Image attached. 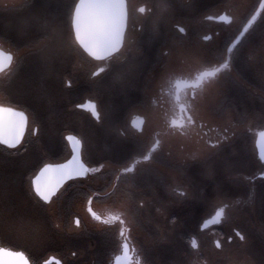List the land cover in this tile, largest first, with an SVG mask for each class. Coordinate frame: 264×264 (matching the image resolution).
Listing matches in <instances>:
<instances>
[{"label":"flooded vegetation","instance_id":"af4514ba","mask_svg":"<svg viewBox=\"0 0 264 264\" xmlns=\"http://www.w3.org/2000/svg\"><path fill=\"white\" fill-rule=\"evenodd\" d=\"M33 2L38 8H46L52 16H61L67 26V11L75 0ZM130 2L136 6H150L155 0ZM176 3L192 4L191 8H178L172 17L187 22L195 15L199 21L197 30L190 32L187 39L195 41L209 58L217 60L226 55V47L238 35L242 24L256 15L249 29L252 35L249 37L246 33L241 40L244 47L238 45V48L241 57L250 58L252 67L246 75L253 87L259 89L264 26V9L259 8L260 0H176ZM225 14L233 16L234 22L229 24L217 19H205L207 16ZM16 15L19 14L9 16L0 13V37L9 33L23 42L28 37L17 31ZM134 15L140 16L139 13ZM165 32L168 33L167 37L164 36ZM203 35H209L211 39L202 41ZM129 36L134 37L136 43L128 45L132 51L127 55H137L139 65L130 79L93 81L89 77L93 65L85 62L81 67L78 59L66 54L59 61L47 64L30 59L18 69L17 75L8 85L19 100V107L30 113L29 127L34 128L38 124L40 132L32 135L26 130L22 146L17 149L0 145V210L3 209V200L7 194L13 199L11 212L19 214L12 227L0 229V247L23 250L33 264L36 261L42 264L49 257H56L62 264H109L117 249L118 225L108 227L93 220L87 212V198L92 192L107 190L118 170L139 157L142 150L140 133L124 122L140 115L142 109L130 108L129 101L138 98L145 104L148 102L151 90L145 84L150 77L160 72L159 62L163 59L161 52L167 51L165 42L169 46L178 43L171 31L170 22L159 27L155 37H150L149 30L142 28L139 23L133 31L130 23ZM0 46L6 49L12 47L2 39ZM66 79L72 81L71 87L66 86ZM89 98H99L101 101L100 121L88 111L75 107ZM221 101L225 106L235 105L238 112L248 115V119L236 126L234 137L230 127L226 133L230 137L229 142L211 161L203 165L189 161V165L182 167L179 172L165 169L156 163L138 166L141 172L138 183L155 201L154 205L145 209V215L137 220L132 233L131 243L140 252L138 259L141 264L143 249L149 250L152 264H186L188 258L185 252L190 235L196 236L213 264H216L213 241L220 239L224 243L228 236L233 238V243L226 245V254L232 257L231 264H264V176L261 175L264 173V160L260 157L257 135L264 124L257 115L264 109V97L258 91L253 93L251 90L221 85L208 103ZM150 115L151 128L162 131L166 119L164 111L157 105L150 110ZM210 119L213 128L218 123H224L218 117ZM121 131L127 134L121 135ZM68 134L82 139L83 158L90 167H99L101 164L104 167L87 177L69 181L53 206L51 221L45 223L40 218L39 208L28 198V178L44 162H63L70 158V146L63 139ZM218 135L219 132L208 133L213 139ZM202 147V142H186L182 146L177 138L170 137L167 138L161 159L181 160ZM160 175H166L169 181L181 186L176 194L168 186H158ZM184 177L190 183L186 184ZM121 179L124 180L123 177ZM120 188L137 196L140 193L139 187L129 188L126 181L120 184ZM185 188L188 195L183 198L179 193ZM249 195L252 196L250 203ZM237 199L241 203L229 210L227 222L210 226L204 231L198 230L202 218L212 211L213 204L221 200L233 203ZM92 207L106 215L113 206L110 201L94 198ZM157 207L160 208L159 212L155 210ZM75 216H79L82 222L79 229L71 224ZM234 228L243 229L247 233L243 248L238 247ZM161 234L166 235L167 239L161 240ZM221 264H229V261H222Z\"/></svg>","mask_w":264,"mask_h":264},{"label":"snow or ice","instance_id":"6c2138e0","mask_svg":"<svg viewBox=\"0 0 264 264\" xmlns=\"http://www.w3.org/2000/svg\"><path fill=\"white\" fill-rule=\"evenodd\" d=\"M191 7V3L177 4L176 0H155L150 6L148 4L136 6L131 4L130 0H75L68 8L65 26L61 16H52L43 6L38 8L33 0H0V13L9 16L18 13L19 15L14 16L17 20V31L28 37L23 42L9 33H4L0 37L12 45L7 49L0 46V145H5L9 149L22 146L26 130L32 135L40 132L38 124L34 128L29 127L30 113L19 107V100L8 87L13 77L17 75L18 69L27 61L31 59L36 63L47 64L71 54L78 59L81 67L85 62L93 65L89 72V77L93 81L127 80L139 66L137 55L133 54L131 57L127 55L132 51L128 45L136 43V39L129 36V24L131 23L135 31L139 23L142 28L146 27L149 30L150 37H155L159 27L171 23V31L178 43L169 46L167 41L165 42L164 47L167 51L161 52L163 59L159 62L160 72L155 77H150L145 84V87L151 90L148 102L145 104L138 98L129 101L130 108L142 109L140 115L124 122L140 133L139 142L142 150L139 157L118 170L107 190L92 192L87 198V212L93 220L108 227L118 225L117 249L111 256L109 264H141L138 259L140 252L131 243L132 233L137 220L145 215V209L149 205H154L155 201L138 183L141 175L138 166L156 163L165 169L179 172L182 167L189 165V161L200 165L207 164L229 142L230 137L226 133L230 127L234 137L236 126L242 120L248 119V115L238 112L235 105L225 106L223 101L216 104L208 103L219 91V86L251 90L253 93L258 91L261 97H264V26L260 51L262 73L259 89L253 87L246 75L252 67L249 63L250 58L245 59L239 55L240 48L244 47L242 38H245L246 33L249 37L252 35L249 29L256 15H252L251 19L242 24L238 35L226 47V55L217 60L205 55L195 41L187 39L190 32L197 30L199 21L195 15L187 22L172 17V13L178 8ZM259 8L264 9V0H260ZM34 12L38 14L34 15ZM134 13H139L140 16L137 17ZM205 19H217L229 24L234 22V17L227 14L218 17L207 16ZM167 35L165 32L164 36ZM210 39L209 35L202 36V41ZM136 51L139 52V48ZM65 84L71 87L72 81L66 79ZM157 105L164 111L166 117L162 131L151 128L150 110ZM75 107L88 111L92 117L100 121L102 106L99 98H89ZM36 115L38 117V114ZM257 115L264 121V109ZM211 117H218L224 120V123H218L217 127L213 128ZM210 132H219V135L213 139L208 136ZM126 134V131H121V135ZM257 135L260 157L264 160V124ZM170 137L177 138L182 146L186 142H202L203 147L197 148L181 160H163L161 154L164 152L167 138ZM63 139L70 146V158L63 162H44L28 178V198L39 208L40 218L45 223L51 221L53 206L60 199L62 189L69 181L87 177L104 167L103 164L99 167H90L84 161L83 141L80 137L68 134ZM261 175L264 176V173ZM125 181L129 188L133 186L140 188L138 196L120 188V184ZM184 181L186 184L190 183L187 177H184ZM157 183L161 188L168 186L173 194L181 187L169 181L166 175H160ZM179 195L186 198L187 189L185 188ZM94 198L110 201L112 210L106 215L98 213L92 207ZM251 200L252 196L249 195L248 202ZM240 203L241 200L237 199L233 203L221 200L213 204L212 211L202 218L198 230L204 231L210 226L227 222L229 210ZM12 205L13 199L6 194L3 209L0 210V229L7 230L17 222L19 214L11 212ZM155 210L159 212L160 208L157 207ZM71 224L77 229L81 228L80 217H73ZM56 227L59 228L60 225L57 224ZM233 232L238 238V247L243 248L247 233L236 228ZM160 239L164 240L167 237L161 234ZM232 243V236H228L224 243L220 239L213 241L216 264H221L225 260L231 264L232 257L226 254V245ZM143 254L142 264H152L149 250L143 249ZM185 255L188 258L186 264H213L194 235L189 236ZM0 264H33V261L23 250L0 247ZM36 264L41 262L36 261ZM42 264L62 262L56 257H49L43 260Z\"/></svg>","mask_w":264,"mask_h":264}]
</instances>
